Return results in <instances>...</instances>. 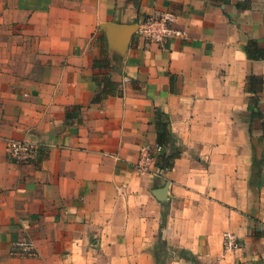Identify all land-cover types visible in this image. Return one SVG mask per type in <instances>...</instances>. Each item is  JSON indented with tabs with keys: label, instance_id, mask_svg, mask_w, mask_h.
<instances>
[{
	"label": "crops",
	"instance_id": "crops-1",
	"mask_svg": "<svg viewBox=\"0 0 264 264\" xmlns=\"http://www.w3.org/2000/svg\"><path fill=\"white\" fill-rule=\"evenodd\" d=\"M163 12L185 35L137 31ZM263 122L264 0H0V264L159 262L162 240L169 261L264 264ZM12 139L35 160L15 162Z\"/></svg>",
	"mask_w": 264,
	"mask_h": 264
},
{
	"label": "built area",
	"instance_id": "built-area-1",
	"mask_svg": "<svg viewBox=\"0 0 264 264\" xmlns=\"http://www.w3.org/2000/svg\"><path fill=\"white\" fill-rule=\"evenodd\" d=\"M176 16L171 12L156 13L148 16L138 24L137 31L153 42H161L171 36H183L185 31L175 28L174 21ZM155 148L158 151L163 150L159 143ZM6 152L17 163L27 164L35 160L39 152V144L29 139H12L6 145ZM154 154L147 147L144 148L141 158L138 161L139 171H149L154 162ZM16 253L21 256H35L37 250L35 244L30 239H20L16 241ZM239 247L238 236L231 232H224V248L233 250Z\"/></svg>",
	"mask_w": 264,
	"mask_h": 264
},
{
	"label": "trees",
	"instance_id": "trees-1",
	"mask_svg": "<svg viewBox=\"0 0 264 264\" xmlns=\"http://www.w3.org/2000/svg\"><path fill=\"white\" fill-rule=\"evenodd\" d=\"M259 83V78L257 76H252V85H250V89H253L255 86H257ZM251 101L255 104V106L257 107L258 109V104H259V96L258 94H254L253 96H251ZM258 111H254L253 113V117H257L258 116ZM262 129H263V133L261 135H257V136H254L252 134V131L250 132L251 133V137H252V143L254 145V151H256V154L258 153L257 152V149H256V145H255V142L256 143H259L260 141H263L264 140V122L262 123ZM158 143L161 144L163 147L169 145V142L171 140V131H170V128H169V121H164L161 119V117H159L158 119ZM254 139V141H253ZM262 149V148H261ZM264 150H261V153L263 152ZM166 154H163L162 153V156L161 159L163 161L162 163V167H171L173 165V161H174V158H175V154H171V155H166ZM257 156V155H256ZM258 157V156H257ZM259 158V157H258ZM262 163L263 161L262 160H258L256 159V161L254 162V170H253V174H252V177L254 178V181H257L258 183L260 182V177L262 176ZM256 236H262L264 235V225L258 227L256 229V232H255ZM162 250L164 249L165 250V245H164V241L162 240V245L160 247ZM159 250H156L155 252V256L156 258L159 260Z\"/></svg>",
	"mask_w": 264,
	"mask_h": 264
},
{
	"label": "rangeland",
	"instance_id": "rangeland-1",
	"mask_svg": "<svg viewBox=\"0 0 264 264\" xmlns=\"http://www.w3.org/2000/svg\"><path fill=\"white\" fill-rule=\"evenodd\" d=\"M262 158H264L263 156L262 157H259L258 160H261ZM160 261L159 262H156V259H154V261L150 262L148 260H144L142 262H140V264H186V261L182 259V251H178V260L177 261H174L173 259H171L170 261L169 260H166L165 259V252H164V249L162 250L160 248ZM187 259H188V262L191 264V263H195L194 261V257H192L191 255H187L186 256Z\"/></svg>",
	"mask_w": 264,
	"mask_h": 264
},
{
	"label": "water",
	"instance_id": "water-1",
	"mask_svg": "<svg viewBox=\"0 0 264 264\" xmlns=\"http://www.w3.org/2000/svg\"><path fill=\"white\" fill-rule=\"evenodd\" d=\"M133 26H128V28L127 29H131ZM114 28H118V26H114ZM134 28H136L135 26H134ZM162 193V191H160V194Z\"/></svg>",
	"mask_w": 264,
	"mask_h": 264
}]
</instances>
